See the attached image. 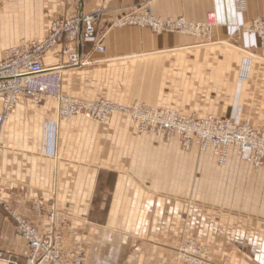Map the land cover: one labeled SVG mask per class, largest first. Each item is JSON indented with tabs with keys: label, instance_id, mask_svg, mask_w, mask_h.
Instances as JSON below:
<instances>
[{
	"label": "crops",
	"instance_id": "0c3cea01",
	"mask_svg": "<svg viewBox=\"0 0 264 264\" xmlns=\"http://www.w3.org/2000/svg\"><path fill=\"white\" fill-rule=\"evenodd\" d=\"M20 1L0 19L9 41L41 39L51 16L101 10L105 50L79 36L74 47L81 56L99 59L103 68L150 57L153 104L264 124V36L240 29L264 18V0H246L242 11L235 0ZM142 3L164 18L204 21L215 12L211 37L116 25ZM61 47L45 54V66L58 65L53 52ZM62 69L65 93H100L95 71ZM134 128L120 112L99 123L60 117L51 99L20 100L0 130V250L22 255L26 242L16 234L14 215L46 232L53 205L63 246L79 247L83 264H180L177 250L189 236L225 264H264V166L254 170L236 147L221 166L211 150L185 151L176 140Z\"/></svg>",
	"mask_w": 264,
	"mask_h": 264
},
{
	"label": "built area",
	"instance_id": "2783aa9c",
	"mask_svg": "<svg viewBox=\"0 0 264 264\" xmlns=\"http://www.w3.org/2000/svg\"><path fill=\"white\" fill-rule=\"evenodd\" d=\"M100 16L101 11L96 10L79 13L68 19H53L42 39L28 41L7 50L0 60V130L9 112L20 100H39L42 95L49 94L57 99L58 113L65 118L84 115L98 122H106L116 112L126 113L137 124L139 132H167L169 136L178 134L184 140L195 136L204 148L214 145L221 162L227 160V148L236 145L245 161L256 167L264 165V128L256 130L247 122L236 123L215 116L196 118L141 103L126 106L107 99L87 101L65 98L61 94L60 85L55 84L60 71L56 67L45 66L44 55L62 44L56 55L68 56L75 66L82 64V56L74 48L79 36L83 43H94L96 49L103 52L105 46L95 27ZM214 17L215 14L210 13L204 23L187 21L183 17L159 19L144 10L123 17L118 23L148 25L158 32L180 30L200 34L209 30ZM258 27L263 32L264 22H258ZM50 132L54 148V126ZM47 215L51 225L46 232H41L25 218L14 215L16 234L26 242V248L22 255L0 250V264H19L21 257L25 264H83V251L79 247L70 250L63 246L54 225L56 212L53 205ZM177 252L180 264H218L212 258L209 248L192 237H185Z\"/></svg>",
	"mask_w": 264,
	"mask_h": 264
},
{
	"label": "rangeland",
	"instance_id": "374dc122",
	"mask_svg": "<svg viewBox=\"0 0 264 264\" xmlns=\"http://www.w3.org/2000/svg\"><path fill=\"white\" fill-rule=\"evenodd\" d=\"M235 2L237 5V9L239 11H242L243 9H245V7L247 5L246 0H235ZM20 4H21L20 0H0V19L1 18L3 19V16H5V14L7 12L11 13L10 10L12 7H14V5L20 6ZM8 7L10 8V10L7 9ZM144 10H148L151 13L148 3L147 4L142 3V6H140V10L138 11V13L142 12ZM134 13L126 14V16H124V17H128ZM210 13L215 14V12H209L204 21H191V20H187L184 16L164 18V17L153 15L152 13L151 14L153 15V17H156L159 19H170V18L176 19L179 17H183L187 21L204 23L208 20V15ZM57 18L66 19L64 17L51 16L49 21L47 22V25H46L47 30H48V27H49L50 23L52 22V20L57 19ZM101 18H102V11H101L100 18L95 22V27L97 29V32H98L100 38H101V43L104 45L103 35H102L101 31L98 29V23L100 22ZM118 21L116 22V25H118V26L133 25V26H139L141 28H149L153 32L159 33V34H161V33L190 34V35H193V36H196L199 38L209 39L211 37V34H212V27L216 22V14H215V17L213 18V22H212V25L210 26L209 30L205 33H200V34L187 33V32H183L180 30L158 32V31H155L154 29H152L148 25L141 26L139 24L128 23V22L124 23V24H119ZM258 22H264V18L257 17L255 19H253L250 24L244 25L240 29L242 31H245V32L256 33L260 36H264V30L262 32L261 28L258 27ZM2 30H4L3 26H0V58L3 55L5 56V54L7 52V51L4 52L5 49H7V48L11 49L13 47L20 46V45L24 44L25 42L32 41V40H30V39H32V37L24 36L20 41L11 42V41H9L10 35L7 36V34H1ZM36 40H40V39H36ZM85 44L91 45L93 50L98 51L96 49V44H94V43H85ZM59 50H57V51H59ZM57 51H54L53 55L57 59L58 65L53 66V67L58 68L60 73H59V76L57 77V81L55 84L60 85L61 94L65 98L67 97V98H71V99H80V100H87V101H98L101 99H107V100H110L114 103L123 104L126 106H134L137 103H141V104H145V105H148V106H151L154 108H158V109H160V108L170 109L172 111H176L178 113H182L184 115L192 116V117H196V118L215 116L217 118H221L223 120H231V121L236 122V123L247 122L254 129L260 130V131L264 128V124H261L259 126H255L253 123H251V121H249L247 119L239 121V120H235V118L225 117V116H221V115H214V114L200 115V114H198L194 111H191L189 109L179 108L178 106L172 105L171 103H170L171 104L170 106H168V105L167 106L166 105L161 106L158 104H153V81L154 80H153V73H152L153 67H151V61H150L151 58L150 57H139V58L125 59V60L119 61V62H121L120 64H119V62L115 61L114 63L110 64V65H112L113 68H103L102 66H100V65H102V62H100L99 59L93 60V59L86 57L84 55V56H82V64H80L76 67L90 68L91 70L95 71L93 73V76H95V79L98 80L99 83L102 84V88L100 90V93L97 95H94L92 98H82V97L71 96V95L65 93L63 90V69L62 68L66 67V66H75V65L72 64V62L68 56H66V55H61L60 57L57 56L56 55ZM99 52H101V51H99ZM119 67H120V69H119ZM59 68H61V69H59ZM177 93H179V95H175L174 99L176 100L177 98L180 97L179 101H181L182 98L180 95L182 94V92H177ZM27 99H31L33 102H35L37 104H39L42 100L51 99L56 103L57 113H58V101L52 95L44 94L39 98V100H34L33 98H27ZM123 114H126V113H123ZM58 115H59V113H58ZM126 115H128V114H126ZM75 116L86 117L84 115H75ZM75 116H73V117H75ZM60 117H62V116H60ZM73 117H71V118H73ZM106 122H99V123H106ZM132 122L135 125V128H134L136 130L134 132L135 134H138V135H144L145 134V135H151V136L156 135L159 138H162L166 142L176 140L179 143V146L181 147V149L185 150V151L200 150L201 152H207V151L211 150L215 154L218 164L221 166L226 165L228 163L230 148L236 147L238 151L240 150L236 145L229 146L227 148V150H228L227 160L225 162H221L219 160L217 153L215 152L216 148L214 147V145L210 144L209 146L204 148L202 142L200 140H198L197 137H195V136L188 138L187 140H184L178 134H173V135L169 136V134L167 132H163L161 134L153 133V132H139L137 124L133 120H132ZM240 157L244 161V163L251 165L254 170H259L260 168H262L264 166L263 165L260 167H256V166L252 165L251 163L245 161L242 158L241 154H240ZM189 237H191V236H189ZM192 238H195V237H192ZM209 250L212 254V258L214 259V261L216 263L225 264L227 262V261L218 260L217 258H215V254L211 251L210 248H209ZM178 262H179V260H178Z\"/></svg>",
	"mask_w": 264,
	"mask_h": 264
}]
</instances>
